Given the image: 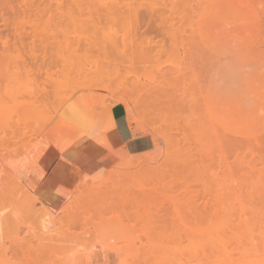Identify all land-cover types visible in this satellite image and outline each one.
I'll return each instance as SVG.
<instances>
[{
  "label": "rangeland",
  "instance_id": "obj_1",
  "mask_svg": "<svg viewBox=\"0 0 264 264\" xmlns=\"http://www.w3.org/2000/svg\"><path fill=\"white\" fill-rule=\"evenodd\" d=\"M9 1L16 8V0ZM129 2L132 13L121 9L122 0H102L103 7L73 9L63 26H49L53 76L47 135L66 136L61 142L68 144L90 123L106 132L102 105L126 92L138 104L139 135H155L163 155L150 168L128 169L110 151L121 147L109 130L104 134L109 151L76 138L71 150L91 155L81 158L82 165L68 161L80 177L51 208L55 222L44 234L39 222L43 199L28 184V168L14 172L16 184L9 170L13 160L43 139L32 129L0 160V189L8 195L15 186V200L40 202L32 211L22 204L0 217V264H68L73 259L79 264H196L195 256L207 264H264V0ZM42 7L35 2L34 8ZM123 35L135 37L122 42ZM253 41L252 47L259 45L253 47L255 54ZM243 50L251 53L243 56ZM17 80L9 90L14 97L33 90ZM2 93L0 115L9 109L21 113L20 99ZM69 109L78 115L68 118ZM112 112L129 128L123 105L114 104ZM54 151L49 143L47 153ZM243 161L255 171L244 173ZM86 178L95 179L93 189L101 188L93 195L97 200L90 201V192L69 199L66 195ZM97 244L101 248L93 250Z\"/></svg>",
  "mask_w": 264,
  "mask_h": 264
},
{
  "label": "bare ground",
  "instance_id": "obj_2",
  "mask_svg": "<svg viewBox=\"0 0 264 264\" xmlns=\"http://www.w3.org/2000/svg\"><path fill=\"white\" fill-rule=\"evenodd\" d=\"M82 1L83 0H16V8H15L12 6V3L9 0H0V7H1V10L3 11V13H0V21H1V25H2V29H0V57L2 58V59H0V71H1V73H0V86H2V88L0 87V90L4 88V90L2 92H5V95H6L5 97H7V99H12V101H15L16 95H18V93L16 92L17 94H15V97H14V94L11 92L13 94V95H11L9 90H10V87H12L11 85L18 81L17 79H19L20 81L23 79L22 80L24 83V84L22 83L23 85L31 84L33 86V90H27V91L25 90L26 92H23L21 94L19 93V95H20L19 98H16L17 99L16 101H19V99H20V104L18 106L21 107V110H20L21 113L14 112V114H13V112H11V110L9 109V111H8L9 113H7V114L3 113L2 115H0V160L2 158H4V156H7L8 153H10V149L13 148L20 141V138H22V136H25L26 134L28 135V132L31 131L33 133V131H34V133H35L34 135H36L37 137L41 135L43 137V139H41V141H39L35 144V147L31 151H29L28 154L25 153V152H27V150H26L24 152L25 154L23 153L21 157H18L16 160L12 159L13 161L11 162V165H9V170H10V173H11L12 179H13L12 184H14L16 182V180H15L16 177L13 176V174L18 169V167L19 168H21V167H23V168H26V167L27 168H34L36 173H38V175L36 177V179H38V178L42 177L44 175V173H46L49 170V168L53 165V163L58 161V160H63L65 162H68L69 160H75L78 163H80V165H82L81 164V158L86 157V159L89 160L91 152H89V150H86L84 152V150H83V151L75 153L71 150V144L77 143L78 137H81L82 139L84 138V139L88 140V142H90L91 146L94 144L95 146L97 145L100 147H104L105 149L107 148L106 150L109 151L110 146H109L104 134L109 130L112 133V136H114V133H113L114 127H113V121H112V117H111V107L114 104H121L124 106L125 112H126L127 122L129 124V126L131 127L130 128V130H132L131 133H133V135L135 137L139 136V134L142 131L139 129L141 127H139V111H138V106H137L138 104L136 103L135 100H133L131 98V96L128 97L126 95L127 94L126 92H125L126 94L120 92V94L122 93L121 95L118 92V94L120 95L119 97L118 96L115 97L116 94L115 95L113 94V96H111L112 98H109L108 101L105 100L106 103L105 104L103 103V105H102L103 110L101 112L102 116H100V117H102L103 119H101V118L100 119L105 120L106 125L105 126L103 125V127H106V130H107L106 132L102 130L103 129L101 127L102 124H100L101 128H97L95 123L94 124L90 123L91 125H89L90 126L89 128L87 125H85L82 128L80 127L79 132H81V130H82L83 131V132H81L82 134L78 135V137L76 136L74 138V140L71 138V141L68 144H63L61 142V140H63L66 136L65 137L63 136L64 137L63 139L58 140L55 137L47 135V130H48L47 126L49 125L48 122L50 119H48L49 116H48V118H46L47 117L46 115H48V114L50 115V113H48V112H49V108L52 107V102H51L52 94H51L50 89L52 87V76H53L52 59H51V55L49 54V45L52 44L53 40L49 37L47 30H48L49 26H51V24H53L54 26H59V27L63 26L64 20L67 19L68 16L73 13V9L76 10L78 13H81V12H83V10L89 11L88 9H93L94 7L97 6V4H99L100 7L104 6V4L100 3L102 0H85L86 3H83ZM122 1H123V4L121 6V9L126 10L127 13H132L135 11V7L133 6L134 3L129 2L130 0H122ZM135 1H138V0H135ZM141 1H143V0H141ZM152 1L154 2L155 0H152ZM35 2H38L40 6L43 5V7L41 9L34 8ZM153 4L156 5L155 3H153ZM139 6H141V4H139ZM27 28L30 29V31H27ZM1 35H3V36H1ZM27 36L29 37V40L26 43L23 41V39ZM134 37H135V35H129V36L123 35L121 41L126 42L127 39L134 38ZM262 37L264 39L263 32H262ZM137 38H139V37H137ZM258 38H260V36ZM105 39H107V40L113 39L114 40L115 38L114 37L112 38L110 36H106ZM62 42H65V40H63ZM253 43H254V41L252 42L251 47H252ZM257 43L261 44L260 39H258ZM257 43H255L256 46H259V45H257ZM255 44L253 47H255ZM253 47H252V51H253L252 54H255L256 49L253 50L254 49ZM261 47H262V45H261ZM247 50H248V48H247ZM247 50H243V56L247 55L248 52L251 53L249 50L246 54H244V52H246ZM257 58H259V59L261 58L260 54L257 55ZM255 60H253L254 63L252 61H250V63L252 62L253 64H255L256 63ZM244 61H246V59H244ZM260 62H261V60H260ZM263 63L264 62H262L261 64L263 65ZM256 64L259 66L260 63L257 62ZM261 64H260V66H261ZM263 67H264V65H263ZM258 83H259L258 81L254 80V84H255L254 85V92L255 93H257V88L259 85ZM17 84H18V82H17ZM143 87L146 88L147 86H143ZM2 92L0 95L3 94ZM21 92H22V90H21ZM113 97H115V98H113ZM0 99H2V98H0ZM4 99H6V98H4ZM6 100L4 101V103H6ZM17 103H19V102H17ZM8 104H10V103H8ZM18 106H17V108H20ZM70 109L67 111V113H68L67 115H69L68 118L69 117L74 118L75 116L78 115V113L75 109H73V110H70ZM98 115H100V114H98ZM41 116L43 117V120L41 119ZM21 117L26 118L30 122V124H24V122L23 123L19 122L20 121L19 118L21 119ZM44 117H45V119H44ZM92 124L95 126H93ZM98 127H99V124H98ZM84 128H86V129L88 128V129L85 130ZM90 128H92V129H90ZM32 129H33V131H32ZM143 132L145 133V130ZM107 134H110V133H107ZM151 134H154V133L150 132V135ZM74 135H75V133H74ZM152 136H151V138L153 140L154 147H153V150H151L147 153H143V154L140 153L138 155H129L126 151L123 150L124 148L118 149L115 151H113V149L111 148L110 151H111V153H114L118 157V159L121 161V164L124 167H127L128 169L129 168L144 169L146 167H149L152 164H156L158 162V160L160 159V157L163 155L161 152L162 149L160 148L161 144L159 142V139L157 137H155V135L153 137ZM76 138H77V140H75ZM111 140H112V138H111ZM49 143L52 144L53 149L55 151L53 152V154L46 155V157L43 160L40 159V161L37 162L38 157H40L42 155V153L44 154L48 150ZM114 144H116V143H113V145ZM247 153L251 155V153H249V152H247ZM11 156L14 157L15 154H14V156L13 155H11ZM244 157L246 158V156H244ZM251 160L253 161L252 157H251ZM245 162L244 161L242 162V168H243V170H245V171H243L244 173L255 171L254 170L255 168L254 169L252 168L253 170L249 169V166H250V168L253 167V166H251L252 164L251 165L249 164L250 161H249V163L247 162L248 163V165H246L247 167L245 166ZM35 164H36V166L34 167ZM243 164H244L245 169L243 167ZM256 170H258V169L256 168ZM113 172H115V171H113ZM256 173H258V172H256ZM108 175L112 176V173H110ZM113 175H114V173H113ZM70 178H72V174H69L63 180L60 187L65 185V183H67L68 180H70ZM110 178H113V177H110ZM93 181H95L94 178H86V179L81 180L79 182V184H77V186L75 187V190H73V192L69 193L66 196L69 199H71V197H73L75 195L76 196L81 195V194L85 195V193L88 194V192H90L89 195L91 194L92 196L99 194L101 191L97 190L98 187L95 189H93V187H91L93 184ZM6 186H5V188H6ZM0 187H4L1 182H0ZM14 187L15 186H13V190H11L10 193H8V195L3 193V189H0V217L2 215H4L5 212H7V211L9 212V210H12L13 212H15L16 209H18L19 206H21L22 204L28 209V211H32L35 201L40 202V201H38L37 198H34V197H31V198L30 197H24V199L21 200V202H19L18 200H15L14 194H15L16 190H14ZM98 189H101V188H98ZM62 198L65 199L64 196ZM81 199H83V197H81ZM93 199H94V196L92 197L91 200L90 199L89 200L93 202ZM66 200L68 201V199H66ZM85 200H87V199L85 198ZM96 200L94 199V201H96ZM40 204H41V209L39 210L40 214L38 213L39 215H41L40 220H39V222L41 224L40 228L43 230L42 232H44V234H47V232H49L51 227L53 226L56 216L53 215L50 208H48L47 206H45L41 202H40ZM65 211H66V209H65ZM65 211H63V212H65ZM34 214H35V212H34ZM57 218H59V217L57 216ZM62 218L60 220L61 222H62ZM58 221H59V219H58ZM60 221H59V223H60ZM54 226H56V225H54ZM52 229L54 230V228H52ZM119 238H121V237H119ZM103 240L104 239H101V241H103ZM97 242H99V241H97ZM103 242H102L101 246L103 245ZM105 242H107V240H105ZM99 244L95 245V248H93V250L96 249V247H98ZM112 244L113 243L110 242L108 245H111L112 248H114L115 246ZM92 245H91V247H92ZM99 248H101L100 245H99ZM110 252H111V250H110ZM129 256H131V255H129ZM133 258H135V257H133ZM129 259H130V257H129ZM119 261H121V260H119ZM191 261L196 262V264H207L208 263V262L206 263V260H204L201 257L199 258L198 256L193 257V259ZM67 263L68 264H79L75 259L67 261ZM16 264H24V263L20 262V263H16ZM119 264H120V262H119ZM129 264H131L130 261H129ZM179 264H181V263H179Z\"/></svg>",
  "mask_w": 264,
  "mask_h": 264
},
{
  "label": "crops",
  "instance_id": "obj_3",
  "mask_svg": "<svg viewBox=\"0 0 264 264\" xmlns=\"http://www.w3.org/2000/svg\"><path fill=\"white\" fill-rule=\"evenodd\" d=\"M112 121H113V133L114 140L117 144L126 151L129 155H138L140 153H147L153 149H151L153 145L152 138H148L143 135L134 136L131 128L127 126H122L119 120L115 117L114 113H111ZM127 121V118H126ZM154 147V145H153ZM48 150L40 156L43 160ZM37 168V167H36ZM31 176L29 177V186L32 192L35 194L36 191L40 198H42V204L47 206L48 208H54L59 206V202L62 200L64 193L75 183H77L80 177V170L75 166H72L71 163L65 162L63 160H58L53 163V165L49 168V170L44 173V175L38 179H36L38 173L34 170V168H28ZM72 174V178L68 180L65 185L61 186L63 180L69 175Z\"/></svg>",
  "mask_w": 264,
  "mask_h": 264
}]
</instances>
